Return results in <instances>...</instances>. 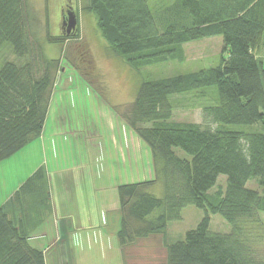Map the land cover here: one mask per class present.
<instances>
[{
  "label": "trees",
  "instance_id": "trees-1",
  "mask_svg": "<svg viewBox=\"0 0 264 264\" xmlns=\"http://www.w3.org/2000/svg\"><path fill=\"white\" fill-rule=\"evenodd\" d=\"M26 1L0 0V47L9 42L17 57H26L0 66V161L40 135L61 69L59 59L33 54ZM81 9L94 14L109 52L137 70L183 61V43L213 35L222 37L226 53L213 67L141 81L121 112L150 150L153 178L116 187L112 225L118 244L151 233L164 236L167 222L193 204L204 210L203 217L183 240L163 242L161 264H264L254 249L264 237V68L257 56L264 42V0H174L171 21L161 29L147 0H84ZM74 14V31L54 35L47 22L45 39L62 44L78 37ZM212 85L216 103L201 106V122L173 118L171 95ZM231 124L246 128H228ZM219 174L226 176L225 188L208 192ZM251 178L260 190L246 185ZM157 182L163 187L160 197L149 191ZM51 210L48 176L38 167L0 204V264H45L31 237ZM210 213H220L231 231L211 232Z\"/></svg>",
  "mask_w": 264,
  "mask_h": 264
},
{
  "label": "rangeland",
  "instance_id": "rangeland-1",
  "mask_svg": "<svg viewBox=\"0 0 264 264\" xmlns=\"http://www.w3.org/2000/svg\"><path fill=\"white\" fill-rule=\"evenodd\" d=\"M173 1L147 0L160 29L164 23L171 21V18H168L170 15L168 9L172 7ZM26 3L33 21L31 27L33 54L40 51L47 58L59 59L61 65L60 71L54 78L52 87L54 95L51 104L52 107L59 106L57 111L59 115L66 113L63 117L65 120L53 117L51 110L44 130L45 133H52L57 123L64 133L53 137L54 149L52 153V144L49 145L47 164L49 168L62 170L64 173L61 177L64 179L74 177L75 174L78 175L79 180L72 184L74 193L87 194V187L92 183L96 188L95 192L98 198L100 200L103 198L105 207L110 206V202L114 200L118 206L116 184L144 180L147 175H143L141 170L148 164L152 166L148 146L124 123L121 112L133 100L141 81L218 65L221 55L226 56V53L222 51V37L213 35L185 42L182 44L185 60H168L137 70L131 67L123 56L109 52L108 43L96 26L94 14L81 9L84 0H27ZM67 9L73 14L74 11L78 13V37L71 38L62 44L48 42L45 39L46 23H49L52 34L64 33L63 28H66V25H63L62 16L65 13L67 18ZM74 30L75 28L70 32ZM65 32L67 33V30ZM25 60L26 57H17L13 53L9 42H4L0 47V66L5 61L22 63ZM262 66L264 68V59H262ZM201 94L204 95L201 96ZM216 97L215 85L198 88L193 92L173 94L170 96V100L174 103L173 118L181 121L201 122V106L204 103L215 104ZM227 127L246 128L241 124H231ZM69 129H75L78 132L73 135H70L69 132L65 133ZM114 134L120 143L115 148H111L109 138H112ZM85 136L89 137L90 143L84 142ZM34 140L21 152V157L28 156L30 163L39 158L36 144H31ZM136 141H138L137 145ZM127 149L132 150L133 154H137V160L131 166L132 170L127 162L122 163L126 168L108 169L111 164H114L117 154L122 153L123 160H128L130 153L127 156ZM28 151H30L29 154H27ZM175 151L182 157H190L179 148H175ZM81 155L82 158H79ZM88 155L90 162L87 161ZM99 158L103 161L98 162ZM116 161L121 163L120 160ZM81 162L85 166H77ZM103 162L107 164L106 173L102 171ZM1 165L0 197L4 196L14 185V183L5 184L2 182L6 173L4 170L2 171ZM71 166L74 174L68 173L67 169H70ZM136 169L140 170L138 177ZM11 179L16 181L19 177H11ZM67 182L68 185L72 183V181ZM225 183L226 176L219 174L216 183L208 192L211 193L219 187L223 190ZM246 185L260 190L255 178L248 180ZM64 186L67 188L65 183ZM100 187L103 188L102 191H100ZM149 191L158 197L163 195V187L158 182ZM107 202L109 203L106 204ZM116 203L113 202L111 206L116 207ZM114 215L112 212L110 220L115 218ZM203 215V209L193 204H187L181 209L178 219L167 222L164 236L161 233H151L146 237L138 238L134 243L125 246L123 252L114 233L116 227H113L112 223L108 225L98 223L89 230H85L82 237L81 234L74 237L73 255H66L62 264H161L166 257L163 242L170 244L183 240L186 231L194 228ZM262 216L264 218V212ZM209 217L211 232L229 233L231 231L230 223L220 213H210ZM105 226L107 232L103 234L101 231ZM31 243L34 244V241ZM254 249L255 257L264 259V237L254 244Z\"/></svg>",
  "mask_w": 264,
  "mask_h": 264
},
{
  "label": "crops",
  "instance_id": "crops-1",
  "mask_svg": "<svg viewBox=\"0 0 264 264\" xmlns=\"http://www.w3.org/2000/svg\"><path fill=\"white\" fill-rule=\"evenodd\" d=\"M257 56L262 60L264 59V42H263V48L262 50L257 54ZM54 90L51 92L50 96V102L46 114V118L44 121V125L42 128V131L40 135L35 138L33 143L36 144V148L39 150V158L33 162L30 163L29 157H21L22 153L28 146L26 144L24 147L13 153L8 158H5L0 161V165L2 166V171L4 170L6 173V176L2 179V182L6 183H14L12 187L4 194V196L0 197V204L4 203L11 195L12 193L18 188V186L38 167H43L46 170L47 176H48V188H49V195H50V202L52 205L51 213L48 215V217L44 220V222L32 233L31 241H34V244L39 247L43 251L44 258H45V264H62L65 261L66 255H73L74 245H73V239L76 238V235L81 234L85 230H89V228L94 227V225H97L98 223L108 225L109 223L115 222L114 219L110 220L111 213L113 212L115 214L118 206L117 203L114 201L110 202V206H104V203L102 199L98 198L96 195V188L91 183V186L88 185L87 187V194L78 195L73 192L72 190V184L75 183V181H78L79 178H77V174L74 175V177H70L69 179L62 178V174L64 173L62 170L56 169V168H49V165L47 164L48 159V147L52 144L51 149L53 153V137L58 136L60 134H63V130L59 128V125L56 123L54 126V131L52 133H45L46 124L48 123V115L50 111L52 110L53 117H56V119H63L65 120V114H60L57 112L59 109V106H53L51 104L52 97L54 95ZM56 93V91H55ZM125 123V122H124ZM126 124V123H125ZM45 127V128H44ZM110 128V127H109ZM114 130V129H113ZM69 132L70 135L75 134L78 132L75 129H69V131H65V133ZM133 132V131H132ZM132 134V133H131ZM136 134V133H135ZM109 135V133H108ZM137 135V134H136ZM132 136V135H131ZM138 136V135H137ZM84 142H89L90 139L88 136H85ZM108 140V139H106ZM35 142V143H34ZM109 143L111 144V148H115L120 143L118 139L114 136L112 138H109ZM138 141H136L137 145ZM31 146V145H29ZM102 146V144H100ZM103 147V146H102ZM122 149V148H121ZM120 151V150H119ZM127 151V156L129 154L128 160H123L122 153L117 154L115 156L114 164L109 166L108 169L112 170L117 168H123L126 166H123L122 163L127 162L130 165V168L132 170V163L137 160V154H133L132 150ZM129 151V152H128ZM30 151H28L27 154H29ZM132 155V156H131ZM54 157V156H53ZM82 158V155L79 156V158ZM101 157V156H100ZM132 157L133 160H132ZM120 160L121 163L119 164L118 161ZM90 160V156L88 155V160ZM103 161L99 158V161ZM123 161V162H122ZM77 166H85L83 162L81 164H77ZM101 167H103L102 171L106 173L107 170V164L105 162L102 163ZM26 169V170H25ZM71 169V170H70ZM70 169H67L68 173L74 174L73 167L71 166ZM143 175H147L144 180L153 178V167L151 164H148L146 168L141 170ZM121 175V174H120ZM136 175L137 177L140 175V170L136 169ZM11 177H19L18 180L14 181L13 179L10 180ZM98 177V176H97ZM121 178V176H120ZM71 179V180H70ZM67 181H72L71 184H67ZM133 182V181H132ZM64 183L67 185V188H65ZM122 184V183H121ZM119 184H116V187ZM101 188V187H100ZM103 188L100 189L102 191ZM116 203L115 206H111V204ZM103 203V204H102ZM107 202L106 204H108ZM115 217V215H114ZM103 234L107 232L106 226L104 227V230L101 231ZM49 238V239H48ZM48 239V240H46ZM137 240V239H136ZM121 248V251L123 252L125 246L119 245ZM124 254V253H123ZM51 257V258H49Z\"/></svg>",
  "mask_w": 264,
  "mask_h": 264
},
{
  "label": "water",
  "instance_id": "water-1",
  "mask_svg": "<svg viewBox=\"0 0 264 264\" xmlns=\"http://www.w3.org/2000/svg\"><path fill=\"white\" fill-rule=\"evenodd\" d=\"M63 24L66 25L67 33L75 28L76 17L70 11H67V18L63 21Z\"/></svg>",
  "mask_w": 264,
  "mask_h": 264
},
{
  "label": "flooded vegetation",
  "instance_id": "flooded-vegetation-1",
  "mask_svg": "<svg viewBox=\"0 0 264 264\" xmlns=\"http://www.w3.org/2000/svg\"><path fill=\"white\" fill-rule=\"evenodd\" d=\"M67 11H69L68 9H67ZM63 19H62V21H64L65 19H66V14L65 13H63ZM64 25V24H63ZM63 27H65V26H63ZM66 28H63V31H64V33H66L65 30Z\"/></svg>",
  "mask_w": 264,
  "mask_h": 264
}]
</instances>
